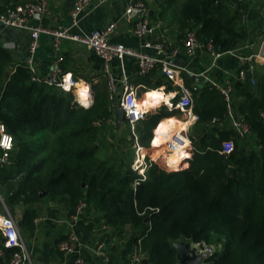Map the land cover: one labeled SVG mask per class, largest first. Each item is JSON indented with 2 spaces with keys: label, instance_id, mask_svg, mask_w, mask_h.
Here are the masks:
<instances>
[{
  "label": "trees",
  "instance_id": "16d2710c",
  "mask_svg": "<svg viewBox=\"0 0 264 264\" xmlns=\"http://www.w3.org/2000/svg\"><path fill=\"white\" fill-rule=\"evenodd\" d=\"M178 5V0H162L181 31L195 30L201 40L225 50L245 43L248 31L234 1L186 0ZM255 79V84L236 85V109L251 126L257 147L248 150L237 133L209 126L228 109L220 93L205 88L195 100L201 121L194 127L193 153L188 150L179 158L167 150L158 154L152 131L166 114L137 128L142 146L152 138L153 153L146 156L153 162L189 166L169 172L155 163L140 181L132 159L124 162L121 153L113 157L110 144L99 137L102 125L114 119L115 103L106 87L93 88V104L85 109L72 92L33 82L31 70L15 65L8 50L0 48V123L14 138L8 164L0 165V195L13 215L22 210L19 226L28 231L34 230L39 203L59 204L73 216L84 202L110 228L108 238L135 233L150 264H177L178 242L214 246L206 264H264V72L256 71ZM229 139L235 141V151L220 154L222 142ZM2 153L0 149V157ZM4 242L0 232L9 264L19 250L4 248Z\"/></svg>",
  "mask_w": 264,
  "mask_h": 264
},
{
  "label": "built area",
  "instance_id": "2783aa9c",
  "mask_svg": "<svg viewBox=\"0 0 264 264\" xmlns=\"http://www.w3.org/2000/svg\"><path fill=\"white\" fill-rule=\"evenodd\" d=\"M112 0H75L73 8L70 12L71 24L58 30H48L40 25H34L32 20L37 15H44L48 11L49 0H30L21 4L5 3L0 0V24L4 27L17 28L30 32L31 43L29 53L30 56L25 62V66L32 72V81L44 83L48 86L58 88L65 92H72L76 95V103L80 107L88 109L92 105V90L89 87L88 104L81 106V98L73 89H76L77 81L72 73H65L62 69L64 60L62 50V41L68 40L79 43L91 51H93L102 61L104 66V74L106 78V87L110 99L117 100V105L124 110L125 122L134 132L135 127L142 122L146 116L157 109L156 106L148 108L143 106L138 95L137 89L132 85L125 76L120 77L114 70V64L120 62V69L123 74V63L126 58H133L137 61L139 67V75L147 77L155 70L160 71L165 80L176 87L175 100L170 104L166 101L167 107L172 110H178L182 114L181 127L179 130L172 131L170 138L165 142L168 151H174L176 147L182 144L190 145L191 153H193V139L191 133L192 127L201 121V117L195 113L194 93L199 90L197 84L191 88H187L184 84V74L195 75L205 80V84L212 89H216L224 98L228 114L232 120V128L241 139L249 138L252 134L250 125L243 118H235L232 110V100L234 93V81L231 80V74L228 73L225 81L222 84L216 82L213 78L216 68L223 57L234 58L238 61L239 70L236 77L242 82L249 77L252 84L256 81L253 77L254 68L249 65L252 62H258L264 65V0H236L238 3H261L263 15L262 20V35L259 42L247 44L243 48L223 49L212 40H201L195 30H187L185 37L181 43H172L165 34L160 36L161 27L158 24H153L150 20V6L145 0H124L126 3L124 18L130 26L132 35L141 41V49L137 50L130 48L124 44L113 42V37L118 29V21L109 22L104 28L96 29L91 34H74L72 29L78 27L84 15L89 13L93 4L102 5ZM41 34H47L53 37V47L58 53L54 60L49 76L40 77L35 69L34 54L39 46L38 39ZM260 43V44H259ZM143 49L152 51L153 53L145 52ZM181 52L189 58L194 57L198 53L203 54L207 60V68L201 74H194L186 65L178 62ZM245 67H249L246 69ZM166 87V86H165ZM163 87V89H165ZM151 109V110H150ZM261 118L264 120V111L261 113ZM222 121L220 117L212 120L213 124H218ZM135 134V133H134ZM9 138L10 146H5L3 138ZM14 148L13 135L8 133L4 126L0 127V149L2 156L0 157V165H6L9 162V156ZM176 150V149H175ZM235 151V142L233 139L225 140L221 144L220 154L229 156ZM189 160L190 157H187ZM147 161L149 163H147ZM153 163L148 156H145L143 149L137 147V158L132 164V169L142 176L140 181L146 180V170ZM163 167L168 171L184 170L189 166L170 167L162 163ZM136 182V185L140 183ZM2 206L6 214H0V232L5 239L4 248L18 249L19 252L14 254L9 264H31V256L29 254L26 242L21 234L17 219L12 216L4 199L0 197ZM87 208V205L82 202L76 213L71 216L72 222H77L79 216ZM38 222V221H37ZM77 235L71 233L68 238L63 239L58 244L59 251L66 254H77L75 264H92L86 254L81 253L77 246ZM103 245L98 246L101 250ZM193 248L198 254L208 253L210 256L216 252V248L205 243H194ZM141 240L137 242L131 257V264H140L143 258ZM4 256V251L0 248V258Z\"/></svg>",
  "mask_w": 264,
  "mask_h": 264
},
{
  "label": "crops",
  "instance_id": "0c3cea01",
  "mask_svg": "<svg viewBox=\"0 0 264 264\" xmlns=\"http://www.w3.org/2000/svg\"><path fill=\"white\" fill-rule=\"evenodd\" d=\"M28 1L30 0H18V2L21 3ZM145 1L150 6L151 22L153 24H158L161 27L160 36L163 37L166 34L172 43L181 46L187 30L181 31L179 24L173 21L174 13L172 12L170 14H166L164 8L162 7V0ZM228 1H234V10L241 13L243 18V26L248 31L247 39L245 43L240 46V48H243L247 44H252L253 42H257L258 44L262 35L261 27L263 15L261 3L250 4L238 3L236 0ZM74 2L75 0H49L47 13L44 15L35 16L32 20V23L34 25H40L48 30H58L64 28L65 26H69L71 24L70 12L73 8ZM125 7L126 3L124 0H112L102 5H97V3H95L93 4L91 11L82 17L79 26L72 29V32L74 34H91L94 30L104 28L109 22L117 20L118 29L116 31V35L112 39L113 42L124 44L130 48L140 50L141 41L132 35L129 23L124 18ZM246 24L247 26H245ZM30 43V32L17 28L4 27L0 24V48L8 50L15 65H25L26 60L30 56ZM38 44L39 46L33 56L35 69L40 77H46L50 75L52 64L58 53H56L55 48L53 47V37L50 35L41 34L38 39ZM143 50L151 54L153 53L152 51L146 49ZM61 52L64 57L62 63L63 71L65 73L73 74L74 79L78 82L77 86L81 83L86 84L91 88L93 104V88L106 87L103 61L87 47L68 40L62 41ZM178 62L186 65L191 72L198 75L203 73L207 68L206 57L200 53L192 58H189L186 54L181 52ZM250 66L254 68V79L256 71L257 73L264 72V65L258 62H252L249 67ZM256 66L260 67L257 68ZM114 70L118 75H120V77H127L129 82L136 87L140 100L143 103L145 102V96L148 95V91L160 90L164 93V96L168 98V100H162V102L156 106L157 109L150 112L146 118L135 127L134 132H132V129L128 126V132L130 131L129 136L132 144H140L139 138L136 134L137 128L143 127V125H145V123L152 117L158 116L161 113L166 114L160 116L155 128L152 131L154 143L158 144L156 136L157 131L159 130L158 128H160L161 124L163 123L162 121L165 119H172L177 125H179V122L182 120V114L180 111H171L166 105L167 103L170 104L171 102H176L175 100L173 101L177 90L176 87L169 84L165 78H163L160 71L157 70L147 77L140 76L137 61L133 58L125 59L123 63V74L120 69V62H116L114 64ZM238 70V61L234 58L225 56L220 60L213 78L216 80V82L222 84L228 76V73L231 74V80L234 81L232 112L235 115V118L237 117L244 119V117L238 114L236 109V85L248 83L251 78L249 77L247 80L242 82L239 80V77H236ZM183 80L187 88H191L194 84L198 85L199 90L194 93L195 100L196 97L198 98L202 96L205 88L210 92L219 93L216 89L208 87L204 83L205 80L201 77L199 78L195 75H188L185 73ZM163 87H165V89H163ZM73 90L78 95V90ZM74 97L76 99L75 94ZM110 100L112 103H115L113 105L114 119H112L110 122L117 123L115 109L119 106L117 105V100ZM165 101L167 103H164ZM147 108L149 110L151 106H147ZM175 118L178 119L177 122ZM1 125L2 124L0 123V127ZM210 125L212 128H218L217 131L220 130L226 132H235L232 128V120L229 114L223 117L220 123L213 124L211 121L209 126ZM194 127H192L191 130L192 134L194 132ZM161 137L164 136L161 135ZM238 139L240 144L247 147L248 150L257 147V139L253 132L249 138L241 139L239 137ZM150 140L146 141L147 144L146 146L143 145L144 147L139 145L140 149L143 148L144 150L152 151L153 147L150 144ZM37 210L38 216L34 220V230L28 231L25 228H20L21 234L26 242L29 254L31 256V264H75L77 254H66L59 251L58 249V241L61 238H68L72 232L77 235V246L80 248L79 250L82 251L81 253H84L86 256H88V259L92 264H131V257L134 247L137 244L135 241V233H129L124 239L108 238L106 234L110 231V228L105 226L104 221L97 212L87 208L79 216V220L77 222L71 221L72 215H68L67 209L63 208V206L59 204L51 203L48 200L39 203L37 205ZM21 213L22 210L18 209L17 214L19 216L16 218L18 224L21 220ZM0 214H6V211L3 209ZM190 244L193 246L194 243ZM100 245H103V247L101 250H98V246ZM6 260L7 259L4 254V256L0 258V264H5ZM140 264H150L145 254H143Z\"/></svg>",
  "mask_w": 264,
  "mask_h": 264
},
{
  "label": "rangeland",
  "instance_id": "374dc122",
  "mask_svg": "<svg viewBox=\"0 0 264 264\" xmlns=\"http://www.w3.org/2000/svg\"><path fill=\"white\" fill-rule=\"evenodd\" d=\"M186 0H178L179 5L178 6H182L183 3H185ZM177 6V8H178ZM247 26V24L245 25ZM178 120H176L177 122ZM181 123V122H179ZM102 125V124H100ZM104 126L99 134V137L101 140L105 141L106 143L110 144L109 146V152L114 154L113 157L116 158V156H119L118 153H121L122 156H124V162H127L130 160V158L132 159V163H134V161L137 158V147L141 144H132L131 140H130V134L128 132V126L126 124H122L120 127H118L117 123L115 122H108L107 124L102 125ZM139 146V147H140ZM143 149V148H142ZM141 149V150H142ZM158 154H162L161 148L158 147ZM118 160V159H117ZM117 163H119V161H117ZM147 163H149L147 161ZM155 164V163H153ZM158 165L160 167H162L163 169L167 170L166 168H164L162 165V163H158ZM168 171V170H167ZM170 172V171H169ZM45 197V196H44ZM1 211L4 209L3 206H1ZM5 210V209H4ZM12 214V213H11ZM15 218H17L19 215H13Z\"/></svg>",
  "mask_w": 264,
  "mask_h": 264
},
{
  "label": "bare ground",
  "instance_id": "6f19581e",
  "mask_svg": "<svg viewBox=\"0 0 264 264\" xmlns=\"http://www.w3.org/2000/svg\"><path fill=\"white\" fill-rule=\"evenodd\" d=\"M76 90H78V95L81 98V105L84 104H88V96H89V86L86 84H78V86H76ZM168 100V98H166L164 96V93L160 90H153V91H148V95L145 96L144 99V103L142 102L143 106H157L159 105L162 100ZM181 127V123L179 125H177L172 119H168L165 120L162 124L161 127L158 128L159 130L157 131V140H158V144L157 147L161 148V151L163 150H167L166 146H165V142L170 138V135L172 133V131L174 130H179ZM162 133V134H161ZM161 135H163L164 137H161ZM190 145L188 144H182L179 145L178 147H176L174 149V151H169L170 153L174 154L175 158H179L181 155L185 154L190 148ZM182 151V154L177 153ZM152 151H148L146 155H150L152 154ZM153 161V159H151Z\"/></svg>",
  "mask_w": 264,
  "mask_h": 264
},
{
  "label": "water",
  "instance_id": "95a60500",
  "mask_svg": "<svg viewBox=\"0 0 264 264\" xmlns=\"http://www.w3.org/2000/svg\"><path fill=\"white\" fill-rule=\"evenodd\" d=\"M38 16V15H37ZM116 122L118 127L125 123L124 110L121 107L115 109ZM231 172L234 169H230ZM46 192H40V196H46ZM177 250V260L179 264H206L205 261L210 256L208 253L198 254L196 249L187 242H178L174 244Z\"/></svg>",
  "mask_w": 264,
  "mask_h": 264
},
{
  "label": "snow or ice",
  "instance_id": "6c2138e0",
  "mask_svg": "<svg viewBox=\"0 0 264 264\" xmlns=\"http://www.w3.org/2000/svg\"><path fill=\"white\" fill-rule=\"evenodd\" d=\"M3 143L5 144V146H10V144H9V138L8 137H4L3 138Z\"/></svg>",
  "mask_w": 264,
  "mask_h": 264
}]
</instances>
